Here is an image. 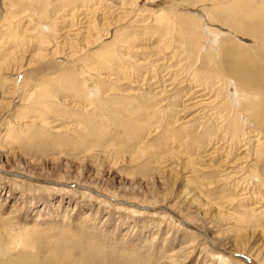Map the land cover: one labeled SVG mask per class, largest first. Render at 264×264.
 <instances>
[{
	"label": "rangeland",
	"instance_id": "obj_1",
	"mask_svg": "<svg viewBox=\"0 0 264 264\" xmlns=\"http://www.w3.org/2000/svg\"><path fill=\"white\" fill-rule=\"evenodd\" d=\"M48 1L0 0V264H264V162L245 144L264 138L228 116L222 73L194 74L219 51L197 15L264 84L263 47L209 0ZM238 1L243 26L264 22Z\"/></svg>",
	"mask_w": 264,
	"mask_h": 264
},
{
	"label": "bare ground",
	"instance_id": "obj_2",
	"mask_svg": "<svg viewBox=\"0 0 264 264\" xmlns=\"http://www.w3.org/2000/svg\"><path fill=\"white\" fill-rule=\"evenodd\" d=\"M19 1V0H18ZM24 1V0H23ZM43 1V0H42ZM48 1V0H47ZM49 1H51V0H49ZM48 1V2H49ZM75 0H68L67 2H65V3H68L67 5H66V7L67 6H72V4H70V3H75L74 2ZM88 1V0H87ZM86 1V2H87ZM95 1V0H94ZM97 1V0H96ZM100 1V0H99ZM152 1H154V0H152ZM167 1V0H166ZM209 1H211V2H218V10H221V11H223V14L224 15H217V17L220 19V18H225V19H228L229 21H230V25H227V26H230L229 27V30L231 31V33H235V34H239L238 32H243V33H245L246 35H249V36H251V38H252V41L254 42V44H255V46H257V47H263V50H262V53L264 54V22L261 24V25H259V26H257V27H251V26H253V25H251V26H243L242 24H243V20H241V19H238V13H240V12H242L243 13V11H245L246 10V8L243 6V7H241L240 6V3L242 4V1H238V0H209ZM251 1V0H250ZM12 2V1H11ZM35 2V1H34ZM40 2V1H39ZM52 2V1H51ZM64 2V1H63ZM79 2V1H78ZM81 2V1H80ZM83 2V1H82ZM85 2V1H84ZM90 2V1H89ZM91 2L92 3H94L92 0H91ZM170 2H171V0H170ZM252 3H253V5H251V8L253 9L254 8V10H262L263 12H262V17H264V0H253V1H251ZM24 3V2H23ZM36 3H38L37 1H36ZM35 3V4H36ZM76 3H77V1H76ZM88 3V2H87ZM86 3V4H87ZM98 3V2H97ZM97 3H94V4H97ZM14 4V3H13ZM16 4H18V3H16ZM25 4H26V2H25ZM29 4H30V2H29ZM32 4H33V2H32ZM34 4V5H35ZM39 5L41 4V3H38ZM44 4H45V0H44ZM48 5L50 4V3H47ZM52 4V3H51ZM259 4V5H258ZM19 5V4H18ZM56 5V4H55ZM62 5V4H61ZM76 4H74L73 6H75ZM79 4H77V6H78ZM81 5V4H80ZM215 5V4H214ZM13 6V5H12ZM15 6V5H14ZM28 6H30V5H28ZM27 6V7H28ZM32 6V5H31ZM36 6V5H35ZM40 6H42V4L40 5ZM45 6V5H44ZM88 6H91V4H89ZM162 6V5H161ZM256 6H258V7H260V9L259 8H257ZM18 7V6H17ZM16 7V8H17ZM21 7V6H20ZM26 7V8H27ZM57 7H58V5H57ZM61 7V6H60ZM60 7H58V8H60ZM65 7V6H64ZM76 7V6H75ZM81 7V6H80ZM80 7H78V8H80ZM87 7V6H86ZM95 7H97V6H95ZM98 7H101V6H98ZM13 8H15V7H13ZM15 8V9H16ZM30 8V7H29ZM29 8H28V10H29ZM32 8V7H31ZM31 8H30V11H31ZM54 8V7H53ZM93 8V7H92ZM91 8V9H92ZM162 8V7H161ZM160 8V9H161ZM184 8V7H183ZM33 9V8H32ZM37 9V8H36ZM47 9H48V6H47ZM56 9V8H55ZM61 9H62V7H61ZM75 9V8H74ZM74 9H72L74 12H75V10ZM88 9H90L89 7H88ZM87 9V10H88ZM90 9V10H91ZM94 9V8H93ZM124 9V8H123ZM159 9V10H160ZM168 9V8H167ZM166 9V10H167ZM11 10V9H10ZM14 10V9H13ZM25 10V9H24ZM38 10V9H37ZM72 10H70V11H72ZM96 10V9H95ZM162 10V9H161ZM160 10V11H161ZM170 10V9H169ZM173 10V9H172ZM176 10V9H175ZM57 11V10H56ZM100 11V10H99ZM19 12V11H18ZM60 12V11H59ZM96 12H98V11H96ZM193 12H195V11H193ZM8 13V12H7ZM10 13H13V12H10ZM15 13V12H14ZM16 13H17V11H16ZM33 13H34V11H33ZM56 13V12H55ZM94 13V12H93ZM156 13H158V11L156 12ZM196 13H198V12H196ZM31 14H32V11H31ZM36 15H38L37 13H35ZM49 14V13H48ZM61 14V13H60ZM64 14V13H63ZM160 14H162L161 12H160ZM163 14H165L166 15V13H164L163 12ZM8 15H10L9 13H8ZM15 15V14H14ZM56 15V14H55ZM59 15V14H58ZM72 15V14H71ZM90 15V14H89ZM124 15V14H123ZM154 15H156L155 13H154ZM159 15V14H158ZM167 15H169V12H168V14ZM201 15V14H200ZM200 15H197V19L200 21V23H202V25H204L205 27L203 28L204 29V34L205 35H207V33H208V37H209V42L208 41H205V43H206V46L209 48V51H208V53L206 54V55H208V54H210L211 53V51L212 50H216V51H218L216 54H215V56L213 57V59L212 60H210L211 61V65H212V70H210L209 72L208 71H197V70H195L194 71V74L195 75H199V73L202 75V77L203 78H205V80L206 79H212V82H213V85H216L218 82H220V80H219V78L221 77L220 76V73H222V75L223 76H225L226 77V81H223L226 85H220L221 87L219 88L218 87V90H221L222 91V89H225V91L227 92V96H226V98L227 99H225L224 100V102H223V104H222V106H223V108L225 109V110H230L231 112H230V114L228 115L231 119H232V122L234 123V124H237L238 126H239V124H243L244 123V120H243V118H244V116H247V118H249L250 120H252V121H254V125H253V129L251 130V133H253V135H254V138L256 137V138H258V136H260V135H263L262 137L264 138V84L262 83V82H259V81H256V79H253V77L251 78V77H248V70H247V66L246 65H244L243 64V61H234V62H231V60H232V58L230 57V56H232V57H234V56H237V58H239V59H241V60H246L248 57H249V55H247L246 54V52H244V51H240L241 53L239 54V53H237L236 52V50L238 49L237 48V45H236V42H233V43H231L230 45H228V46H224V44H227V41H224L225 39H222V36H224V35H226L227 33L226 32H224V31H222V29H218L217 27L215 28V27H210L209 25H207L206 24V21L205 20H201V16ZM210 15V14H209ZM20 16V15H19ZM18 16V17H19ZM29 16V15H28ZM33 16V15H32ZM9 17V16H8ZM13 17V16H12ZM17 17V18H18ZM31 17V16H30ZM59 17V16H58ZM61 17V16H60ZM63 17V16H62ZM88 17V16H87ZM90 17V16H89ZM97 16H95L94 17V19L96 18ZM107 17V16H106ZM176 17V16H175ZM11 18V17H10ZM44 18V17H43ZM98 18H99V16H98ZM102 18V17H101ZM103 18H104V16H103ZM115 18V17H114ZM13 19V18H12ZM40 20H41V18H39ZM124 19V18H123ZM155 19V18H154ZM156 19L157 20H159V23L158 22H156L158 25H157V27L156 28H152V30H151V32H156V34L158 33H163V32H168L169 30H171V29H173L174 30V27H173V25L171 24V21H172V17L171 18H168V17H166V16H164V17H160V16H156ZM174 19V18H173ZM44 20V19H43ZM88 20H89V18H88ZM93 20V19H92ZM119 20V19H118ZM102 21H103V19H102ZM114 21V20H113ZM135 21V20H134ZM174 21V20H173ZM239 21V22H238ZM89 22H90V20H89ZM132 22V21H131ZM53 23V22H52ZM102 23V22H101ZM261 23V22H260ZM54 24H55V22H54ZM192 24V23H191ZM50 25H52V24H50ZM94 25V24H93ZM114 25V24H113ZM101 26H102V24H101ZM146 26H147V24H146ZM51 27V26H50ZM87 27V26H86ZM91 27V26H90ZM96 28V27H95ZM127 28V27H126ZM125 28V29H126ZM147 28V27H146ZM185 28V27H184ZM52 29H54V28H52ZM100 29V28H99ZM119 29V28H118ZM121 29V28H120ZM125 29H124V31H125ZM138 29V28H137ZM141 29V28H140ZM143 30H144V28H142ZM191 29V28H190ZM123 30V29H122ZM178 30V29H177ZM132 31V30H131ZM121 32H123V31H121ZM126 32V31H125ZM148 32V31H147ZM191 32V31H190ZM189 32V33H190ZM136 33V32H135ZM134 33V34H135ZM43 34V33H42ZM118 34H120V33H118ZM124 34V33H123ZM130 34V33H129ZM133 34V33H132ZM157 34V35H158ZM44 35V34H43ZM154 35V34H153ZM189 35V34H188ZM191 35V34H190ZM120 36V35H119ZM118 36V37H119ZM124 36V35H123ZM126 36H127V33H126ZM35 37V36H34ZM151 37V36H150ZM155 37V36H154ZM161 37V36H160ZM159 36H158V38H160ZM200 37V36H199ZM228 38V37H227ZM133 39V38H132ZM134 39H135V37H134ZM146 40V39H145ZM153 40H154V38H153ZM155 40H156V38H155ZM160 40H163L162 38H160ZM224 41V42H223ZM91 42V41H90ZM190 42H191V40H190ZM223 42V43H222ZM47 43V42H46ZM89 43V42H88ZM124 43V42H123ZM160 43H161V41H160ZM203 42H201V44H200V46H201V48L203 49V46L205 45L204 43L202 44ZM209 43H211V45L209 44ZM74 44V43H73ZM88 46V45H87ZM239 46H241V48H244V50H247V51H252L253 49L252 48H250V49H248V48H246L245 46H243L242 45V43L240 42V44H239ZM161 47V46H160ZM162 47H164L163 45H162ZM192 47L194 48V46L192 45ZM218 47H219V49H218ZM222 47H224V48H222ZM165 48V47H164ZM221 48V49H220ZM89 49V48H88ZM201 49V50H202ZM218 49V50H217ZM57 51V50H56ZM99 51V50H98ZM86 52V51H85ZM253 52V51H252ZM87 53V52H86ZM201 53V52H200ZM86 54H84V56H85ZM225 55V56H224ZM101 56V55H100ZM222 56H224V62H218V61H216V60H214V58L215 57H222ZM256 56H258V55H256ZM83 58V57H82ZM72 59V58H71ZM199 60V59H198ZM205 60V59H204ZM207 62V61H206ZM193 63H196V62H193ZM208 63V62H207ZM195 65V64H194ZM65 72H66V70H65ZM62 75H63V72H62ZM240 76V82H241V84L240 83H237L236 81H237V76ZM65 75H63L61 78H63ZM71 76V75H70ZM194 76V75H193ZM66 77V76H65ZM69 77V76H68ZM68 77H66L65 79H67ZM77 77V76H76ZM79 78H80V75L78 76ZM82 77V76H81ZM70 78V77H69ZM71 78H72V76H71ZM70 78V79H71ZM217 79V80H216ZM231 79H233V83L231 82ZM57 80V79H56ZM63 80V79H62ZM69 81V80H68ZM75 82H76V79L74 80ZM54 82V81H53ZM63 82V81H62ZM70 82H72V81H70ZM60 83H61V80H60ZM60 83H58V84H60ZM231 83L232 84H234V85H231ZM53 84V83H52ZM54 84H55V82H54ZM64 84V83H63ZM63 84H61V86H60V88H59V90L60 89H62L61 87H63ZM87 84V83H86ZM57 84H55V86H56ZM68 85H70V84H68ZM54 86V85H53ZM50 87V86H49ZM57 87V86H56ZM64 87H67V83H66V86L64 85ZM68 88V87H67ZM67 88H66V90H67ZM56 89V88H55ZM64 89V88H63ZM54 89H51V88H48L47 87V89L44 91L45 92V95H43V97H49V96H52L53 94H54V91H53ZM58 90V89H57ZM196 91V90H195ZM219 92L220 94H222V92ZM97 92H98V89H97ZM200 92V91H199ZM189 93V92H188ZM194 93V92H193ZM99 94H101V91L99 92ZM199 95V94H198ZM218 95V94H217ZM87 96H88V94H87ZM97 96V95H96ZM93 98H95L94 96H92ZM98 97V96H97ZM147 97V96H146ZM145 97V98H146ZM214 97V96H213ZM217 97V96H216ZM218 97H219V95H218ZM217 97V98H218ZM215 98V97H214ZM47 99V98H46ZM45 99V100H46ZM101 100H103V99H101ZM216 100V99H215ZM214 100V101H215ZM43 102H45V101H43ZM106 102V101H105ZM147 102V101H146ZM216 102V101H215ZM102 103H103V101H102ZM220 103V102H219ZM98 104V103H97ZM105 104V103H104ZM221 104V103H220ZM104 107H105V105H104ZM220 108V107H219ZM104 109V108H103ZM213 109V108H212ZM214 110H215V108H214ZM217 110V109H216ZM219 110V109H218ZM217 110V111H218ZM216 111V112H217ZM219 112V111H218ZM217 112V113H218ZM223 115V114H222ZM225 117V116H224ZM226 118V117H225ZM224 120H226V119H224ZM229 122H231V121H229ZM227 123H228V120H227ZM232 123V124H233ZM249 122H247V124H248ZM231 124V127L233 126ZM227 125V124H226ZM230 125V124H229ZM228 126V125H227ZM226 126V127H227ZM247 127V126H246ZM229 128V126L227 127V129ZM230 129V128H229ZM36 130V129H35ZM233 130L235 131V129L233 128ZM238 130V129H237ZM227 131V130H226ZM228 131H230V130H228ZM233 131V132H234ZM231 133V132H230ZM228 134V133H227ZM235 135H236V133H235ZM234 136V135H233ZM247 136V135H246ZM231 137H232V134H231ZM248 137V136H247ZM236 138V137H235ZM246 138V137H245ZM230 139V138H229ZM237 141L239 140L238 138L236 139ZM236 140L234 139V141H235V145L236 144H239V143H236ZM242 141H244V140H242ZM245 142H247V143H245ZM245 142H243V143H245L247 146H248V149H249V153H248V156H253L254 157V159L255 160H257V163L258 164H260V165H262L263 164V162H264V148H263V144H264V142H261L260 141V139H254V140H252V138H250L248 141H245ZM233 143V142H232ZM234 144V143H233ZM232 145V144H231ZM239 146V145H238ZM238 146H236L237 147V149H239L238 148ZM234 147V146H233ZM239 152V151H238ZM206 156V155H205ZM247 157V156H246ZM248 158V157H247ZM125 159V158H124ZM239 159V158H238ZM251 159V158H250ZM119 164V163H118ZM235 165V164H234ZM244 166V165H243ZM247 167H248V165H247ZM239 168H242V166L241 167H239ZM1 169V168H0ZM243 169H244V167H243ZM247 168H245V170H246ZM245 170H243V171H245ZM242 171V172H243ZM254 171H259V166H252V169H251V174H253L254 176H253V178L256 176L255 175V172ZM234 172V171H233ZM248 172V173H249ZM240 172H238V174H239ZM262 173H264V172H262ZM237 174V173H236ZM246 174V173H245ZM230 175H233V174H230ZM234 176H236V175H233L232 177H234ZM240 176V175H239ZM251 176V175H250ZM249 176V177H250ZM259 176V175H258ZM262 176V175H261ZM248 177V178H249ZM259 178H261V177H259ZM225 179V178H224ZM242 180H243V178H242ZM260 180V179H259ZM264 181V180H263ZM262 181V182H263ZM58 182V181H57ZM60 182V181H59ZM69 182V181H68ZM250 182V181H249ZM63 185V184H62ZM77 185H80V184H77ZM84 185V184H83ZM186 185V184H185ZM263 185V184H262ZM74 186V185H73ZM79 187V186H78ZM209 187V186H208ZM80 188V187H79ZM82 188V187H81ZM264 191V190H263ZM262 191V192H263ZM104 195V194H103ZM131 203V202H130ZM130 205V204H129ZM143 206V205H142ZM144 206H146V205H144ZM260 210V209H259ZM134 211H137L136 209H134ZM241 216V215H240ZM185 219V218H184ZM183 222V221H182ZM192 227V226H191ZM190 227V228H191ZM21 237V236H20ZM23 237V236H22ZM226 237V236H225ZM225 241V240H224ZM21 244V240L20 239H18L17 240V243L15 244V245H18V244ZM19 244V245H20ZM27 244V243H26ZM26 244H21L22 246H23V248L26 246ZM13 245V244H12ZM14 245V246H15ZM6 249V248H5ZM226 250V249H225ZM9 251V250H8ZM223 252H224V250H222ZM226 251H228V250H226ZM260 252V251H259ZM220 254H222L221 252H219ZM225 254V253H224ZM223 255V254H222ZM226 256V255H225ZM227 258L229 257V256H226ZM228 261V260H227ZM248 261V260H247Z\"/></svg>",
	"mask_w": 264,
	"mask_h": 264
},
{
	"label": "water",
	"instance_id": "obj_3",
	"mask_svg": "<svg viewBox=\"0 0 264 264\" xmlns=\"http://www.w3.org/2000/svg\"><path fill=\"white\" fill-rule=\"evenodd\" d=\"M78 187V186H77ZM175 214V213H174ZM193 228H194V226H193ZM237 255H239V254H237ZM246 256V255H245ZM244 257V256H243ZM246 258V257H245ZM248 262L249 263H251L252 261L250 260V259H248Z\"/></svg>",
	"mask_w": 264,
	"mask_h": 264
}]
</instances>
